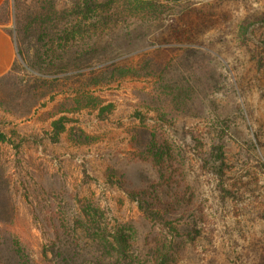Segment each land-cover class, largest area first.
<instances>
[{
    "label": "rangeland",
    "instance_id": "obj_1",
    "mask_svg": "<svg viewBox=\"0 0 264 264\" xmlns=\"http://www.w3.org/2000/svg\"><path fill=\"white\" fill-rule=\"evenodd\" d=\"M34 1L0 6L16 47L0 76V264H264V0H53V56L96 46L91 68L149 62L85 88L113 104L103 117L75 109L78 71L46 70L20 34Z\"/></svg>",
    "mask_w": 264,
    "mask_h": 264
},
{
    "label": "trees",
    "instance_id": "obj_2",
    "mask_svg": "<svg viewBox=\"0 0 264 264\" xmlns=\"http://www.w3.org/2000/svg\"><path fill=\"white\" fill-rule=\"evenodd\" d=\"M81 4L84 3L85 7L89 8L91 7V1L90 0H81ZM90 4V5H89ZM75 6L77 9H75V13H82L85 11V7L82 8L78 6V4ZM63 10V9H62ZM58 11L55 7V3L53 0H36L34 3H31L30 9L28 13H25V23L26 25H23V30L20 28L19 32L21 35H23L24 39H29L30 36L33 37L35 44H39L41 48H44L43 52H41V55L43 56V68L46 70H50L49 68L54 67L52 73H58V72H65L69 69L77 70L78 72L75 74L76 82H80V86L77 88V97L75 99V102L77 103V106L75 109H79L81 107H88L91 106L94 109H98V116L103 117V113L106 111H110L112 109L113 104L107 103L105 105H101L100 101L97 99H92L91 101L84 100V92L85 88L89 86H98V85H107L114 81L126 78V77H139L141 75H150L152 74L149 62L145 61L139 64L135 63H127V62H117V61H110L106 64H103L101 66L91 68L93 64V58L94 53L97 50L96 46H91L88 49H80V51H74L68 53L65 52V54H61L59 56H53V44H54V34H56L57 30V20L61 19L63 16V11ZM69 13H73L72 10H66ZM57 15V17H56ZM61 15V16H60ZM63 19V18H62ZM61 49L69 48L70 46H63L60 44ZM70 52V53H69ZM102 60H108L106 58H101L99 61ZM54 62V64H53ZM57 62V63H55ZM15 62L13 61L12 67H14ZM86 72L81 71L84 68H88ZM42 68V67H41ZM48 72V71H46ZM81 78V79H79ZM42 82H46L45 79L42 80ZM172 93V92H171ZM177 94H181L178 92ZM70 120L66 115L61 114L56 118H53L50 122V139L55 142L59 139V136L61 133H63L66 129V123ZM0 139L5 140V136L0 133ZM83 142V141H82ZM214 152L220 160V164L224 165L223 162V152H222V144L217 143L214 146ZM155 162H159L161 160V157L159 158L156 154L153 155ZM146 191L144 190H133L131 193L129 192L130 197L132 199H139V206L144 211V214L149 218H160L159 211H155L152 209V206L150 203L144 198V194ZM144 204V205H142ZM163 210V209H162ZM89 217V218H88ZM87 221L91 222V219H93V216H88ZM164 221V220H163ZM165 222V221H164ZM167 224H170L169 222H165ZM164 223V224H165ZM174 227L171 226L170 230H172ZM113 242L118 246V249L121 253L125 254L128 250L129 243L125 236L121 233V231H116L114 234ZM52 252H55L54 249H52ZM56 255V254H55Z\"/></svg>",
    "mask_w": 264,
    "mask_h": 264
},
{
    "label": "crops",
    "instance_id": "obj_3",
    "mask_svg": "<svg viewBox=\"0 0 264 264\" xmlns=\"http://www.w3.org/2000/svg\"><path fill=\"white\" fill-rule=\"evenodd\" d=\"M4 0H0V6ZM16 57V47L10 33L0 25V76L4 75L12 66Z\"/></svg>",
    "mask_w": 264,
    "mask_h": 264
}]
</instances>
